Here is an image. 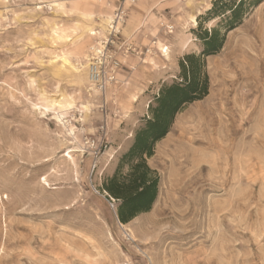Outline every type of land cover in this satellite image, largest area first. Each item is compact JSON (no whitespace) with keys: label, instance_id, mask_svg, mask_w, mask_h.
Instances as JSON below:
<instances>
[{"label":"rangeland","instance_id":"rangeland-1","mask_svg":"<svg viewBox=\"0 0 264 264\" xmlns=\"http://www.w3.org/2000/svg\"><path fill=\"white\" fill-rule=\"evenodd\" d=\"M215 1L157 0L174 31L149 35L168 51L130 58L102 100L83 63L99 3L0 0V264H264V2L226 32L206 15ZM214 28L224 43L202 58L208 93L146 160L159 178L152 209L121 224L103 185L127 173L153 99ZM103 122L97 154L85 140L99 144Z\"/></svg>","mask_w":264,"mask_h":264},{"label":"trees","instance_id":"trees-1","mask_svg":"<svg viewBox=\"0 0 264 264\" xmlns=\"http://www.w3.org/2000/svg\"><path fill=\"white\" fill-rule=\"evenodd\" d=\"M264 0H216L207 12L210 19L222 18L225 31L236 28L247 13ZM201 19V18H199ZM201 54L187 55L180 63V81L163 86L149 106V116L136 131L133 143L122 162L128 166L126 174L117 171L107 179L102 191L118 202L116 218L127 224L140 214L148 213L157 198L159 178L146 160L153 155L155 144L168 134L175 116L190 103L201 100L208 93V78L203 57L216 54L224 43L218 28L204 30L198 35Z\"/></svg>","mask_w":264,"mask_h":264},{"label":"built area","instance_id":"built-area-1","mask_svg":"<svg viewBox=\"0 0 264 264\" xmlns=\"http://www.w3.org/2000/svg\"><path fill=\"white\" fill-rule=\"evenodd\" d=\"M96 1L105 10H108V13L102 17L104 19L103 32L100 34L99 30H96L92 33L95 41L90 46L83 63L87 72L88 91L105 100L107 90L121 84V73L128 67L130 58L143 62L148 56H155L156 54L164 57L165 51H168V46L160 43L156 37H150L146 45H140L137 42L138 30L127 36L122 34L127 23L128 10L138 0ZM159 29L163 35H171L174 26L160 22ZM99 110L105 114V101ZM107 133V124L103 122L99 127V144H95V141L90 138L86 139L85 143L91 148H97L98 154L102 146L106 147ZM124 264L133 263L126 262Z\"/></svg>","mask_w":264,"mask_h":264},{"label":"crops","instance_id":"crops-1","mask_svg":"<svg viewBox=\"0 0 264 264\" xmlns=\"http://www.w3.org/2000/svg\"><path fill=\"white\" fill-rule=\"evenodd\" d=\"M96 3L97 1L94 0ZM98 4V3H97ZM161 3L157 0H138L133 6L128 10V18L125 27L123 28L122 34L127 36L133 31L138 30V37L140 35L152 37L149 34L153 35V32L156 30L158 23L162 21L161 14L159 13V5ZM102 8L103 6L99 4ZM100 8V15L102 12L106 15L108 10ZM169 24L170 21H169ZM99 30L100 34L103 32L104 28L102 26H95L91 33ZM147 44V42H146ZM143 43V45H146ZM121 81L124 79V76H120Z\"/></svg>","mask_w":264,"mask_h":264},{"label":"bare ground","instance_id":"bare-ground-1","mask_svg":"<svg viewBox=\"0 0 264 264\" xmlns=\"http://www.w3.org/2000/svg\"><path fill=\"white\" fill-rule=\"evenodd\" d=\"M167 51V50H166ZM62 115V114H61ZM68 157V156H67Z\"/></svg>","mask_w":264,"mask_h":264}]
</instances>
